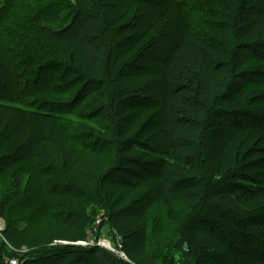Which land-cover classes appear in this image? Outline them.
Instances as JSON below:
<instances>
[{"label": "trees", "instance_id": "1", "mask_svg": "<svg viewBox=\"0 0 264 264\" xmlns=\"http://www.w3.org/2000/svg\"><path fill=\"white\" fill-rule=\"evenodd\" d=\"M25 183L84 239L102 212L130 262L50 239L0 264H264V0H4L0 217L32 207ZM196 184L198 212L162 240L152 208Z\"/></svg>", "mask_w": 264, "mask_h": 264}, {"label": "rangeland", "instance_id": "2", "mask_svg": "<svg viewBox=\"0 0 264 264\" xmlns=\"http://www.w3.org/2000/svg\"><path fill=\"white\" fill-rule=\"evenodd\" d=\"M4 0H0V6L3 3ZM233 29L237 30V28L234 26ZM170 43L167 39H162L160 44L158 45L159 52L156 51L154 57L158 58L159 60L164 59L165 56L168 57L165 54V47L167 44ZM170 58V56L168 57ZM167 59L165 58L163 62H165ZM199 62V61H198ZM167 63V62H166ZM208 69L205 70V74H203V80L204 85L208 84L209 76L207 73ZM94 140V139H90ZM44 166L46 165L45 162H41ZM25 170H32V167L28 164L25 166ZM64 173V171H63ZM61 173V174H63ZM189 173H199L198 165L192 164L188 171H186V174ZM6 177L7 175H3ZM54 176H46L47 178H53ZM11 175L10 178L11 179ZM5 180L4 178L2 181ZM5 181H8L7 179ZM69 183L66 184V186ZM54 187V184H52ZM35 185L34 187L31 186L29 189L27 183H25L22 186L21 193L18 195L19 197H26V194H29L30 191L33 195V200L29 199V203L33 201L32 207L28 210H22V208L17 206H12V210H8L7 214L0 217V224L4 226L5 231L9 227V222L12 221V219L15 221L14 226L11 228L15 229L16 226L21 225L20 231L13 232V234H17V239H12L11 237L7 238L8 244L11 246L8 247L6 243L3 242L2 246H6L8 249L14 251L18 249L19 252L26 253L31 249V247H34L36 245H41L50 239H60L63 243H76L84 246H96L100 245L101 247H104L106 250L113 252L114 254L120 256L124 260H128V257L123 252V245H122V239L119 235L115 234V231H112V229L106 225V227L103 226V213L98 212L96 215V221H94L93 229L90 231L88 230L87 237L84 239L80 235V231L82 230V227L80 225H69L65 228V230H61L62 228L58 224L59 221L51 219V217L45 216L42 218L38 217V213L36 212V208L40 204L39 197H35V193L41 192V196L45 194L41 188ZM38 188V190H36ZM68 189H70L72 192H75V189H72L70 186H67ZM28 189L30 190L29 192ZM201 192H203V189H201L200 184L192 185L189 187L184 188L179 195L173 196V197H166L163 198L161 201H158L157 204L154 205L151 212L149 213L147 219L149 220L152 225H154L157 228L158 235H160V238L163 240L164 238L168 241L172 240V243H176L177 241V230L179 229L181 225V221L185 220L189 215L192 213L195 214L198 212L200 208V201H201ZM31 195V194H30ZM22 198H17L14 200L13 203H18ZM76 198V197H75ZM56 199H60L58 206L60 208H64V200L63 198H59V196H56ZM80 200V198H77ZM79 200L76 199H70V202H73L75 204L78 203ZM90 202V200L81 199L80 207H84L86 203ZM17 205V204H16ZM61 205V206H60ZM41 206V204H40ZM42 207V206H41ZM71 208L69 209V211ZM93 210V208H92ZM80 212H83V209L79 210ZM91 211V210H90ZM37 213V214H36ZM70 213V212H69ZM65 216V215H64ZM61 215V218H65ZM69 216V214L66 215V218ZM76 216H73L75 218ZM61 222V221H60ZM70 223V222H69ZM11 231V232H12ZM58 231H62L59 233ZM115 235L117 239L115 240ZM58 242V241H56ZM82 242H86L81 244ZM106 242H109L111 247L110 249L107 247V244H104ZM201 248L203 250H206V247L204 245H201ZM17 251V252H18ZM119 252V253H118ZM121 253V254H120ZM12 258H18L17 254L9 256ZM20 260V258H18ZM21 261V260H20ZM130 262V261H129ZM214 264V263H213Z\"/></svg>", "mask_w": 264, "mask_h": 264}, {"label": "built area", "instance_id": "3", "mask_svg": "<svg viewBox=\"0 0 264 264\" xmlns=\"http://www.w3.org/2000/svg\"><path fill=\"white\" fill-rule=\"evenodd\" d=\"M3 242L6 243L8 245V247L11 246L10 244H8L7 238L5 236V228H4V226H2L0 224V247L2 246ZM83 243H86V242H82L81 244H83ZM4 261L7 264H22L21 261L18 258H12V257H9V256H5L4 257Z\"/></svg>", "mask_w": 264, "mask_h": 264}, {"label": "clouds", "instance_id": "4", "mask_svg": "<svg viewBox=\"0 0 264 264\" xmlns=\"http://www.w3.org/2000/svg\"><path fill=\"white\" fill-rule=\"evenodd\" d=\"M109 243V242H108ZM107 247H109L110 249H112L113 250V248L111 247V245H110V243L108 244V246Z\"/></svg>", "mask_w": 264, "mask_h": 264}, {"label": "bare ground", "instance_id": "5", "mask_svg": "<svg viewBox=\"0 0 264 264\" xmlns=\"http://www.w3.org/2000/svg\"><path fill=\"white\" fill-rule=\"evenodd\" d=\"M104 244H107V245H108L109 243H108V242H106V243H104Z\"/></svg>", "mask_w": 264, "mask_h": 264}]
</instances>
